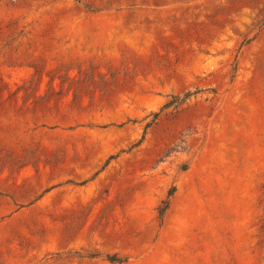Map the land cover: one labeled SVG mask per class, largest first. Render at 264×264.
Segmentation results:
<instances>
[{"label": "rangeland", "instance_id": "374dc122", "mask_svg": "<svg viewBox=\"0 0 264 264\" xmlns=\"http://www.w3.org/2000/svg\"><path fill=\"white\" fill-rule=\"evenodd\" d=\"M0 264H264V0H0Z\"/></svg>", "mask_w": 264, "mask_h": 264}, {"label": "trees", "instance_id": "16d2710c", "mask_svg": "<svg viewBox=\"0 0 264 264\" xmlns=\"http://www.w3.org/2000/svg\"><path fill=\"white\" fill-rule=\"evenodd\" d=\"M108 259L111 261V262H122V261H119L118 259H116L114 256H111V257H108Z\"/></svg>", "mask_w": 264, "mask_h": 264}]
</instances>
